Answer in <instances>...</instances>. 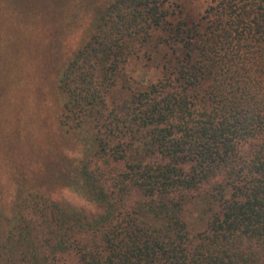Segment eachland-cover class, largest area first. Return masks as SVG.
Returning a JSON list of instances; mask_svg holds the SVG:
<instances>
[{
    "label": "trees",
    "instance_id": "16d2710c",
    "mask_svg": "<svg viewBox=\"0 0 264 264\" xmlns=\"http://www.w3.org/2000/svg\"><path fill=\"white\" fill-rule=\"evenodd\" d=\"M55 90L83 203L17 188L0 264H264V0H108Z\"/></svg>",
    "mask_w": 264,
    "mask_h": 264
},
{
    "label": "rangeland",
    "instance_id": "374dc122",
    "mask_svg": "<svg viewBox=\"0 0 264 264\" xmlns=\"http://www.w3.org/2000/svg\"><path fill=\"white\" fill-rule=\"evenodd\" d=\"M176 1L185 14L196 16L206 0ZM106 2L0 0V218L19 187H37L52 199L72 197L83 203L67 193L61 179L67 165L76 164L80 149L57 124L55 80L89 17ZM138 75L143 82L147 79ZM23 156L33 162L20 165ZM85 209L95 212L91 205ZM61 264L76 260L63 256Z\"/></svg>",
    "mask_w": 264,
    "mask_h": 264
}]
</instances>
